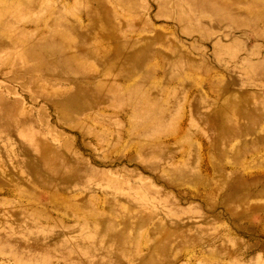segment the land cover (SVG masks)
<instances>
[{
  "label": "rangeland",
  "instance_id": "obj_1",
  "mask_svg": "<svg viewBox=\"0 0 264 264\" xmlns=\"http://www.w3.org/2000/svg\"><path fill=\"white\" fill-rule=\"evenodd\" d=\"M0 112V264H264V0H0Z\"/></svg>",
  "mask_w": 264,
  "mask_h": 264
},
{
  "label": "crops",
  "instance_id": "obj_2",
  "mask_svg": "<svg viewBox=\"0 0 264 264\" xmlns=\"http://www.w3.org/2000/svg\"><path fill=\"white\" fill-rule=\"evenodd\" d=\"M4 112H0V114H3ZM4 114H7V113H4ZM8 115V114H7ZM14 123V122H13ZM7 126H9V129L11 130V128H13V127H15L16 125H14V124H11L10 122L8 123V125ZM7 126H5V127H1L0 126V139H9V133H8V131L7 130H5L6 128H7ZM22 143H26V142H22ZM24 145V144H23ZM33 160V159H32ZM26 160H24V162H25ZM24 164V163H23ZM23 168H24V165H23ZM38 173V172H37ZM39 174V173H38Z\"/></svg>",
  "mask_w": 264,
  "mask_h": 264
}]
</instances>
